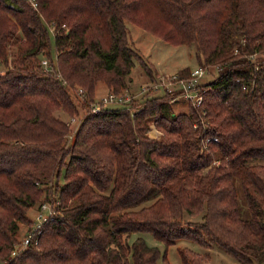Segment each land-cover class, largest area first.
<instances>
[{"label": "trees", "instance_id": "16d2710c", "mask_svg": "<svg viewBox=\"0 0 264 264\" xmlns=\"http://www.w3.org/2000/svg\"><path fill=\"white\" fill-rule=\"evenodd\" d=\"M38 1L0 0V264H171L144 233L264 264V0ZM128 20L218 68L200 105L176 112L174 93L148 92L97 102L100 83L128 87L136 61L159 76ZM43 200L55 213L14 253ZM178 251L182 264L210 260Z\"/></svg>", "mask_w": 264, "mask_h": 264}, {"label": "rangeland", "instance_id": "374dc122", "mask_svg": "<svg viewBox=\"0 0 264 264\" xmlns=\"http://www.w3.org/2000/svg\"><path fill=\"white\" fill-rule=\"evenodd\" d=\"M128 30L131 36L132 45L137 51L140 53L143 61H146L151 66H156V68L160 71L159 76H157L154 80H150V78L146 75V71H144L143 66L140 62L136 61L135 66L132 69L131 73V81L127 83V89L133 94L136 95V98L141 99L143 94H139L141 87H145L147 85H151L153 82H156L160 79L162 74L166 75L167 79L172 77V74L175 75L180 68L185 66H190L191 68H195L198 66V61L196 57V48L195 46L188 45H174L171 44L156 34L145 30L144 28L138 26L137 24L127 21ZM66 24H63V27H66ZM52 34H56L54 27L51 29ZM52 56H55V51L53 50ZM44 59H48L44 57ZM50 61V60H49ZM51 62V61H50ZM3 68V66H0ZM155 68V69H156ZM154 69V68H153ZM218 68L215 66H210L207 68V74L203 78V81H209L213 79V77L217 74ZM169 86L173 89H176L174 83L169 84ZM81 89V88H80ZM79 89V90H80ZM108 88L103 83L98 84L96 90V100L101 101L102 97H104L108 93ZM171 92H166L163 89L151 91L149 95H165ZM146 96V95H145ZM176 102L174 103V110L176 112H186L189 109V103L184 99H174ZM191 103V102H190ZM58 115L64 120H70L66 113L63 111L57 112ZM79 124V120L73 124V130ZM157 132H154L153 130ZM148 134L153 137H160L162 132L157 129L154 125V121H150V129L148 130ZM150 202L144 203V205L149 204ZM43 204H47L49 206L48 200H43L40 203H36L32 208H30L27 212V216L32 221V223H20L19 229V243H17L14 247L18 248L21 246L22 239L26 236V233L31 230L33 226V221L36 220L37 214L40 211V208ZM138 234H134L132 237L135 238ZM144 238L151 245H155L159 247L160 250H167V258L171 264H182L178 248L180 247H190L195 250H199L203 253L210 254V260L206 264H235L237 262L236 258L231 254L225 252L218 246H212L210 248L202 247L201 245L195 243L194 241L186 238L177 239L176 242L166 249L164 243L156 240L153 235L149 233L142 234ZM131 237V239H133ZM130 239V240H131ZM159 263L162 264V260H159Z\"/></svg>", "mask_w": 264, "mask_h": 264}, {"label": "built area", "instance_id": "2783aa9c", "mask_svg": "<svg viewBox=\"0 0 264 264\" xmlns=\"http://www.w3.org/2000/svg\"><path fill=\"white\" fill-rule=\"evenodd\" d=\"M28 3L34 9H38L39 1L38 0H27ZM43 65L46 69H53L52 63L48 59L42 60ZM207 74V67L202 65H198L191 70L190 76L187 78H179L177 74L173 75L171 78L166 77V75L162 74L160 79L156 82H153L151 85H147L145 87H141L139 94L150 93L151 91H156L163 89L166 92L174 93L173 99H185L191 102L193 105H200L203 101L202 89L200 87L203 78ZM174 83L177 87L173 89L169 86V84ZM83 92V89L79 90ZM133 95L127 88L123 92H108L104 97H102V103H117L122 104L129 102ZM100 105L95 103L93 105V111H99ZM76 121L75 118L71 119V123ZM210 139V138H208ZM214 139H218V137H214ZM50 203V202H49ZM55 213V208L52 203L47 206V204H43L40 208L39 213L37 214L36 220L33 221V226L31 230L26 233V236L21 241V246L18 248H14V253H16L20 248L26 247L28 244L34 242L38 243V235L42 232L43 224L50 218L52 214Z\"/></svg>", "mask_w": 264, "mask_h": 264}, {"label": "bare ground", "instance_id": "6f19581e", "mask_svg": "<svg viewBox=\"0 0 264 264\" xmlns=\"http://www.w3.org/2000/svg\"><path fill=\"white\" fill-rule=\"evenodd\" d=\"M154 132H157L155 129L153 130Z\"/></svg>", "mask_w": 264, "mask_h": 264}]
</instances>
